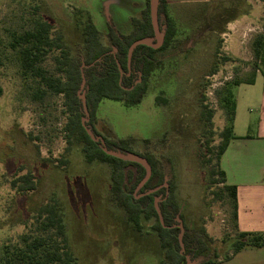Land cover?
I'll return each instance as SVG.
<instances>
[{
  "label": "rangeland",
  "instance_id": "374dc122",
  "mask_svg": "<svg viewBox=\"0 0 264 264\" xmlns=\"http://www.w3.org/2000/svg\"><path fill=\"white\" fill-rule=\"evenodd\" d=\"M167 2L178 30L175 46L159 53L162 65L151 77L143 101L129 106L102 100L94 128L111 139L131 138L137 153L156 156L176 187L187 222L193 226L200 221L215 241L213 247L223 252L222 239L235 237L237 231L230 207L213 194L221 187L211 184L210 171L217 164L221 134L227 126L222 100L235 94V82L263 69L253 45L264 34V0ZM146 5V0H0V49L5 50L14 32L29 29L41 16L75 40L79 35L71 22L78 9L90 13L107 43L110 24L129 34L132 20L142 17ZM231 18L232 24H226ZM4 61L0 76L4 89L0 97V247L17 242L28 231L25 224H33L35 210L57 203L63 208L77 264H132L133 258L135 264H153L147 256L149 249L145 252L144 246L133 244L126 216L112 200L110 166L88 163L82 150L67 144L63 97L34 101L16 55L7 51ZM45 65L55 71L51 56ZM208 112L211 122L205 123L203 114ZM144 140L151 144L146 146ZM29 171L37 189L19 194L13 184ZM256 252L258 259L264 255V251ZM240 258L230 264L253 262L250 257Z\"/></svg>",
  "mask_w": 264,
  "mask_h": 264
},
{
  "label": "trees",
  "instance_id": "16d2710c",
  "mask_svg": "<svg viewBox=\"0 0 264 264\" xmlns=\"http://www.w3.org/2000/svg\"><path fill=\"white\" fill-rule=\"evenodd\" d=\"M141 18L132 20V31L122 34L113 25H109L107 43L95 26L92 16L86 10L78 9L71 26L78 31L75 40L57 31L56 26L43 16L33 20L29 29L21 33L14 32L5 50L0 49V76L5 65L6 52L16 55L20 75L30 85L31 97L42 102L49 96H62L67 122L64 126L65 140L69 147L82 150L88 163H105L111 168L110 193L116 208L126 216L130 227L127 231L133 244L149 249L147 255L153 264H187L189 256L193 264H218L233 259L245 249L264 248V232H241L238 225L237 187L227 184L226 173L220 168V160L230 142L237 139L234 134L236 97L234 92L222 100L225 105L227 126L221 134L222 144L218 147L217 164L210 171L211 184L221 188L213 192L218 201L230 207L235 237L225 236L221 244L226 246L223 252L213 247L214 240L208 235L204 225L196 221L191 226L182 211L176 196V187L168 178L162 162L152 154L137 153L133 149V139H118L102 136L95 128L96 110L104 99L120 101L126 105L140 104L149 89L150 79L160 68L162 61L159 53L173 48L177 38L176 24L169 15L167 0H160L159 25L164 33V43L159 49L139 45L133 52L131 72L128 68V51L137 40L154 37L150 15V3ZM241 12L238 16L245 15ZM232 18L226 23L232 22ZM256 60L263 64L264 71V34L254 41ZM52 57L55 71L49 70L45 62ZM93 64V65H92ZM121 68V69H120ZM214 69L212 74L216 73ZM245 81L235 82V88L241 84L251 85L255 76ZM83 80L85 98L90 113L87 126L97 136H102L109 150L124 154L135 153L145 158L152 167V176L145 186L136 193L139 184L146 176V169L139 163L125 161L110 156L103 151L102 143L92 140L83 126L86 117L83 100L80 97ZM4 89L0 84V97ZM206 109V108H205ZM204 122H211V114L205 113ZM146 146L150 140H144ZM211 151V150H210ZM67 163V162H64ZM212 163V160H209ZM218 178V180H217ZM169 184V194L164 184ZM13 186L19 194L25 195L37 189L34 174L29 171L16 179ZM162 186V188H160ZM160 188L155 193L143 195ZM161 197V209L164 225L155 208V199ZM63 208L57 203L44 204L34 211L33 224L27 225L28 231L17 242L0 247V264H77L76 253L68 243V233ZM179 219L184 223L183 242L185 252H181L179 242ZM153 242V244H152ZM151 245L150 248L146 246ZM132 264H135L134 258ZM140 264V263H137Z\"/></svg>",
  "mask_w": 264,
  "mask_h": 264
},
{
  "label": "crops",
  "instance_id": "0c3cea01",
  "mask_svg": "<svg viewBox=\"0 0 264 264\" xmlns=\"http://www.w3.org/2000/svg\"><path fill=\"white\" fill-rule=\"evenodd\" d=\"M232 24V23H229ZM236 111L234 134L220 160L226 173L227 184L237 187L238 225L241 232H264V71H258L255 82L241 84L235 89ZM260 249H245L238 257H250V264H264V255L258 259ZM240 258V259H241ZM243 259V258H242ZM257 259V262H256Z\"/></svg>",
  "mask_w": 264,
  "mask_h": 264
},
{
  "label": "water",
  "instance_id": "95a60500",
  "mask_svg": "<svg viewBox=\"0 0 264 264\" xmlns=\"http://www.w3.org/2000/svg\"><path fill=\"white\" fill-rule=\"evenodd\" d=\"M159 4H160V0H150V15H151V20H152V26H153V29H154V37L137 40L129 48V51H128L129 73H128V75H130V72H131V62H132L133 52L139 45H146V46H149V47H151L153 49H158L164 43V33L161 31L160 25H159ZM85 82L86 81L83 80L82 89L85 86ZM80 97L83 100V107H84V111H85V115H86V117L82 120V123H83V126L86 129L87 133L92 138V140H94L96 142H101L102 143V147H103V151L106 154H108L110 156H113V157H116L118 159L125 160V161L139 163L146 169V176H145V178L142 180V182L139 184V186L137 188V191H139L141 188H143L145 186V184L149 181V179L152 176V167H151V165L149 164V162L145 158L141 157L138 154H135V153L124 154V153H121V152H118V151L109 150L106 147V145H105L104 138L102 136L95 135L93 133V131L91 130V128H89L87 126V123L90 121V117L91 116H90V113H89V110H88V106H87V102H86V98H85V92L82 93L80 95ZM164 187L167 189V195H168L169 194V184L165 183ZM157 190L158 189L151 190V191L145 193L144 195H150L152 193H155ZM160 198L161 197H158V198L155 199V208L157 210V213L159 215L161 223L164 225V218H163L161 209L159 207ZM178 221H179V225H177V226L181 230L180 235H179V242H180V246H181V252L184 253L185 252V246H184V242H183V237H184V234H185V227H184V223H183V221L181 219H179ZM186 259H187V264H193L191 262V259H190L189 256H186Z\"/></svg>",
  "mask_w": 264,
  "mask_h": 264
},
{
  "label": "flooded vegetation",
  "instance_id": "af4514ba",
  "mask_svg": "<svg viewBox=\"0 0 264 264\" xmlns=\"http://www.w3.org/2000/svg\"><path fill=\"white\" fill-rule=\"evenodd\" d=\"M226 24H229V23H226ZM154 42H155V41H154ZM162 46H163V45H162ZM162 46H161V47H162ZM161 47H160V48H161ZM158 49H159V48H158ZM160 188H162V186H161ZM160 188H157V189L159 190ZM158 190H157V191H158ZM144 194H145V193H144ZM144 194H143V196H144Z\"/></svg>",
  "mask_w": 264,
  "mask_h": 264
}]
</instances>
